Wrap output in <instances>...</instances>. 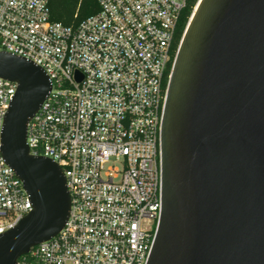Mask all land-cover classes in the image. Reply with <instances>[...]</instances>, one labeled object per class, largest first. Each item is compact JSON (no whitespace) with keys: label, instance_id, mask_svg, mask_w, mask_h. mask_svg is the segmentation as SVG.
<instances>
[{"label":"built area","instance_id":"2783aa9c","mask_svg":"<svg viewBox=\"0 0 264 264\" xmlns=\"http://www.w3.org/2000/svg\"><path fill=\"white\" fill-rule=\"evenodd\" d=\"M97 1L99 12L71 27L50 21L48 0H0V51L40 67L50 85L26 145L58 165L70 199L63 228L17 264H145L153 244L161 122L186 0ZM15 90L0 78V148ZM30 210L0 151V234Z\"/></svg>","mask_w":264,"mask_h":264},{"label":"water","instance_id":"95a60500","mask_svg":"<svg viewBox=\"0 0 264 264\" xmlns=\"http://www.w3.org/2000/svg\"><path fill=\"white\" fill-rule=\"evenodd\" d=\"M16 85L1 155L31 210L0 234V264L65 225L62 170L30 155L26 124L47 96L44 71L0 51ZM160 216L145 264H264V0H200L179 41L160 130Z\"/></svg>","mask_w":264,"mask_h":264},{"label":"trees","instance_id":"16d2710c","mask_svg":"<svg viewBox=\"0 0 264 264\" xmlns=\"http://www.w3.org/2000/svg\"><path fill=\"white\" fill-rule=\"evenodd\" d=\"M196 2L197 0H186V6L181 12L175 32L173 55ZM48 9L50 21L76 27L82 21L97 14L99 5L97 0H48Z\"/></svg>","mask_w":264,"mask_h":264},{"label":"bare ground","instance_id":"6f19581e","mask_svg":"<svg viewBox=\"0 0 264 264\" xmlns=\"http://www.w3.org/2000/svg\"><path fill=\"white\" fill-rule=\"evenodd\" d=\"M199 1H200V0H198L197 4L195 5L193 12L196 10Z\"/></svg>","mask_w":264,"mask_h":264},{"label":"flooded vegetation","instance_id":"af4514ba","mask_svg":"<svg viewBox=\"0 0 264 264\" xmlns=\"http://www.w3.org/2000/svg\"><path fill=\"white\" fill-rule=\"evenodd\" d=\"M183 33V32H182ZM181 36H182V34H181ZM180 39H181V37H180ZM180 41V40H179ZM179 43V42H178Z\"/></svg>","mask_w":264,"mask_h":264}]
</instances>
